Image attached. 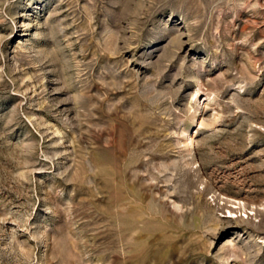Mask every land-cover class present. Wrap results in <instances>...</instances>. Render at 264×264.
Listing matches in <instances>:
<instances>
[{"label":"rangeland","instance_id":"obj_1","mask_svg":"<svg viewBox=\"0 0 264 264\" xmlns=\"http://www.w3.org/2000/svg\"><path fill=\"white\" fill-rule=\"evenodd\" d=\"M0 264H264V0H0Z\"/></svg>","mask_w":264,"mask_h":264}]
</instances>
